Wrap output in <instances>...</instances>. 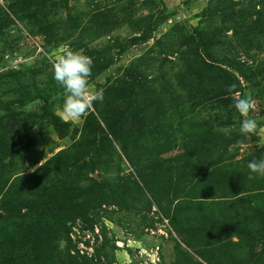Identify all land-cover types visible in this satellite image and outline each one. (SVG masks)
Returning <instances> with one entry per match:
<instances>
[{
  "label": "rangeland",
  "instance_id": "rangeland-1",
  "mask_svg": "<svg viewBox=\"0 0 264 264\" xmlns=\"http://www.w3.org/2000/svg\"><path fill=\"white\" fill-rule=\"evenodd\" d=\"M260 159L264 0H0V264H264Z\"/></svg>",
  "mask_w": 264,
  "mask_h": 264
},
{
  "label": "clouds",
  "instance_id": "clouds-1",
  "mask_svg": "<svg viewBox=\"0 0 264 264\" xmlns=\"http://www.w3.org/2000/svg\"><path fill=\"white\" fill-rule=\"evenodd\" d=\"M93 60L79 51L66 48L63 55L55 62L53 79L64 90L62 110L69 118L81 116L88 108L90 100L103 102V92L89 96L87 92L88 78L91 75ZM233 107L240 114L247 116L254 108L250 95L235 100ZM256 127L252 118L243 119L240 123L241 134L251 133ZM250 170L249 179L253 173L264 176V159L252 160L247 165Z\"/></svg>",
  "mask_w": 264,
  "mask_h": 264
},
{
  "label": "trees",
  "instance_id": "trees-1",
  "mask_svg": "<svg viewBox=\"0 0 264 264\" xmlns=\"http://www.w3.org/2000/svg\"><path fill=\"white\" fill-rule=\"evenodd\" d=\"M111 129V128H110Z\"/></svg>",
  "mask_w": 264,
  "mask_h": 264
}]
</instances>
